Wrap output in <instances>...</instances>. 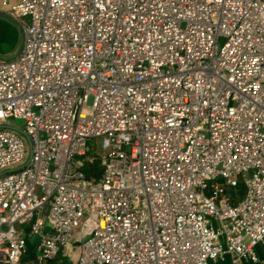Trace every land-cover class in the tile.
Returning a JSON list of instances; mask_svg holds the SVG:
<instances>
[{
	"label": "built area",
	"instance_id": "obj_1",
	"mask_svg": "<svg viewBox=\"0 0 264 264\" xmlns=\"http://www.w3.org/2000/svg\"><path fill=\"white\" fill-rule=\"evenodd\" d=\"M0 13L22 33L0 56V264H19L27 236L37 263L73 238L70 264L259 262L264 0Z\"/></svg>",
	"mask_w": 264,
	"mask_h": 264
},
{
	"label": "crops",
	"instance_id": "obj_2",
	"mask_svg": "<svg viewBox=\"0 0 264 264\" xmlns=\"http://www.w3.org/2000/svg\"><path fill=\"white\" fill-rule=\"evenodd\" d=\"M5 20L10 25L11 23L15 25L10 19L7 18L4 14L0 13V29L3 31L0 33V56L1 57H8L12 55L16 49V46L13 47L12 45L8 43H4V37L6 36V30H8V26H4L5 30L3 29V21ZM2 25V26H1ZM14 27H17L16 25ZM18 29V28H17ZM19 32V30H18ZM37 243V237L36 236H27L26 241V248L25 252L22 254L19 264H70L72 259L74 258L76 252H77V240L76 238H73L68 246L63 248L58 252V254L50 260H47L42 263H37L35 259V245ZM256 253L259 257V262L256 263H250V264H264V252L261 245L256 246ZM207 264H231L230 256L229 255H223L219 256L216 259L209 260Z\"/></svg>",
	"mask_w": 264,
	"mask_h": 264
},
{
	"label": "rangeland",
	"instance_id": "obj_3",
	"mask_svg": "<svg viewBox=\"0 0 264 264\" xmlns=\"http://www.w3.org/2000/svg\"><path fill=\"white\" fill-rule=\"evenodd\" d=\"M3 21V20H2ZM4 24H3V29L5 30L4 26H8V30H6V36L4 37V43H8L10 45H12L13 47H17L18 45V41H19V32H18V29L17 27H14L15 25H13L11 23V25L6 22L5 20L3 21ZM1 28V27H0ZM3 32L1 29H0V33ZM1 46V44H0ZM15 123L17 124H22V120L21 119H16L14 120ZM239 188H240V192H241V195L244 191V186L242 184L239 185ZM233 193V191H232Z\"/></svg>",
	"mask_w": 264,
	"mask_h": 264
},
{
	"label": "water",
	"instance_id": "obj_4",
	"mask_svg": "<svg viewBox=\"0 0 264 264\" xmlns=\"http://www.w3.org/2000/svg\"><path fill=\"white\" fill-rule=\"evenodd\" d=\"M7 18H8V17H7ZM8 19H9V18H8ZM10 20H11V19H10ZM11 21L17 26V28H18V30H19V41H18V45H17V47H16L14 53H13L12 55L6 57V58L12 57V56H14V55L18 52L19 47H20V42H21V36H22V33H21V29H20L19 24H18L17 22L13 21V20H11Z\"/></svg>",
	"mask_w": 264,
	"mask_h": 264
},
{
	"label": "trees",
	"instance_id": "obj_5",
	"mask_svg": "<svg viewBox=\"0 0 264 264\" xmlns=\"http://www.w3.org/2000/svg\"><path fill=\"white\" fill-rule=\"evenodd\" d=\"M94 169H96V165L95 164L90 165L89 167H86L85 171H86L87 176H89V173H91L92 170H94Z\"/></svg>",
	"mask_w": 264,
	"mask_h": 264
}]
</instances>
